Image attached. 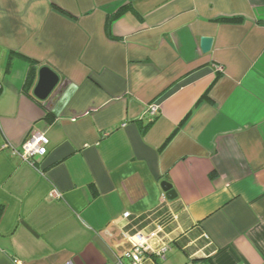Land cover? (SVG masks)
I'll use <instances>...</instances> for the list:
<instances>
[{"label":"crops","instance_id":"crops-1","mask_svg":"<svg viewBox=\"0 0 264 264\" xmlns=\"http://www.w3.org/2000/svg\"><path fill=\"white\" fill-rule=\"evenodd\" d=\"M137 232L168 248L139 264H264V0H0V264H127Z\"/></svg>","mask_w":264,"mask_h":264},{"label":"built area","instance_id":"built-area-1","mask_svg":"<svg viewBox=\"0 0 264 264\" xmlns=\"http://www.w3.org/2000/svg\"><path fill=\"white\" fill-rule=\"evenodd\" d=\"M159 113V107L150 104L147 107L146 115L150 122H152ZM49 141L46 136L42 134H30L25 141L22 143L20 148V157L23 161L34 166L36 159L42 157L47 153ZM52 197L55 195L54 191L50 194ZM124 218H127L129 215L125 213ZM126 238L131 243V248L125 252L124 256L128 258L127 264H139L145 256L155 255L160 258H164L165 253L167 252V246H162L157 249H152L149 237H146L141 232H137L132 235H126ZM116 264H124L119 260Z\"/></svg>","mask_w":264,"mask_h":264},{"label":"water","instance_id":"water-1","mask_svg":"<svg viewBox=\"0 0 264 264\" xmlns=\"http://www.w3.org/2000/svg\"><path fill=\"white\" fill-rule=\"evenodd\" d=\"M213 39L211 37H201L200 49L202 53H208L212 48ZM59 83V76L48 67H42L38 71L37 82L33 89V95L39 101L46 100ZM161 188L167 200H172L175 196L172 186L168 182H162Z\"/></svg>","mask_w":264,"mask_h":264},{"label":"trees","instance_id":"trees-1","mask_svg":"<svg viewBox=\"0 0 264 264\" xmlns=\"http://www.w3.org/2000/svg\"><path fill=\"white\" fill-rule=\"evenodd\" d=\"M131 9L130 6V2H128L127 4H124L122 6H120L115 13H113L112 15L108 16V21L111 22L113 20H115L116 18H118L120 15H122L124 12L128 11ZM216 22H221V23H239L242 21V17L239 16H231V17H227V16H223V17H218L215 19ZM33 66L29 69L24 84H23V89L27 90L33 83L34 81V74L32 71Z\"/></svg>","mask_w":264,"mask_h":264}]
</instances>
